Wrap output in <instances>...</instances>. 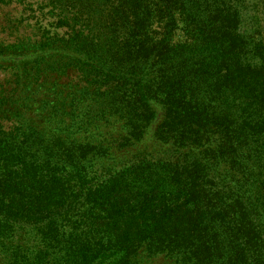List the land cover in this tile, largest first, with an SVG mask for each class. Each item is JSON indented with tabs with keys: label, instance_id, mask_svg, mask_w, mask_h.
<instances>
[{
	"label": "trees",
	"instance_id": "trees-1",
	"mask_svg": "<svg viewBox=\"0 0 264 264\" xmlns=\"http://www.w3.org/2000/svg\"><path fill=\"white\" fill-rule=\"evenodd\" d=\"M35 1L0 12V264H264L252 0Z\"/></svg>",
	"mask_w": 264,
	"mask_h": 264
},
{
	"label": "rangeland",
	"instance_id": "rangeland-1",
	"mask_svg": "<svg viewBox=\"0 0 264 264\" xmlns=\"http://www.w3.org/2000/svg\"><path fill=\"white\" fill-rule=\"evenodd\" d=\"M26 2H23L22 4H13L11 6L7 7H1L0 12L9 13L12 16L19 17L21 19H29V21H35L34 17L36 19H41V22H43L44 25L53 24V20L49 17H46L45 14H43L44 11L38 10V5L35 0H25ZM264 1L263 0H252L250 3L249 8H247L244 12V14H249L255 12L257 16H254L250 18L248 21H246V18L244 17L243 26L245 27L246 31L256 33L255 37L259 39V36H264V11L262 9ZM68 34V30L66 28L58 29L56 36L66 37ZM15 37H9L7 36V33L3 32L0 34V40L5 41L6 44L9 43H15ZM178 38V37H177ZM62 39V38H61ZM32 46H28V48H31ZM28 52L34 53L35 55L38 54L37 50H27ZM8 54V53H7ZM10 55H6L5 58H9ZM0 57L1 61H5L6 59ZM10 58L9 60H11ZM1 66V65H0ZM7 77V72L5 70L0 69V81H3ZM156 264V263H154Z\"/></svg>",
	"mask_w": 264,
	"mask_h": 264
}]
</instances>
